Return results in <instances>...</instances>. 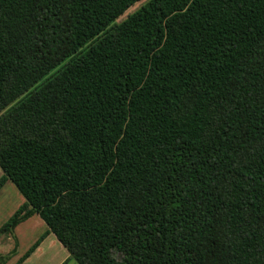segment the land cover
Here are the masks:
<instances>
[{
  "label": "trees",
  "instance_id": "1",
  "mask_svg": "<svg viewBox=\"0 0 264 264\" xmlns=\"http://www.w3.org/2000/svg\"><path fill=\"white\" fill-rule=\"evenodd\" d=\"M139 1L0 0V188L25 200L0 235L45 224L15 264L48 234L77 264H264V0L113 24Z\"/></svg>",
  "mask_w": 264,
  "mask_h": 264
},
{
  "label": "rangeland",
  "instance_id": "2",
  "mask_svg": "<svg viewBox=\"0 0 264 264\" xmlns=\"http://www.w3.org/2000/svg\"><path fill=\"white\" fill-rule=\"evenodd\" d=\"M147 1L148 0H140L134 6L129 8L122 16H120L113 24H118L123 21L128 15L135 12ZM52 72H54V70ZM19 99L20 98L3 109L0 112V115L3 114L6 109L12 106ZM1 176L2 172L0 170V177ZM24 203V198L19 194L14 185L11 182L7 181L0 188V227ZM46 230L47 229L43 221L37 215H35L26 222L20 223L14 229L12 235H0V264H15L17 260L29 249V247H31L38 238L45 234ZM51 239L55 240L53 236H51ZM54 242L55 246H57L56 250L48 248L47 241L42 247V252H44V255L41 258L38 257L35 260L36 262L29 261V263L26 264H33V262H35L34 264H59V262L64 258L66 250L62 248L59 242H57L56 240ZM66 261L63 260L62 263H60L77 264L72 259H69V261L67 262Z\"/></svg>",
  "mask_w": 264,
  "mask_h": 264
},
{
  "label": "crops",
  "instance_id": "3",
  "mask_svg": "<svg viewBox=\"0 0 264 264\" xmlns=\"http://www.w3.org/2000/svg\"><path fill=\"white\" fill-rule=\"evenodd\" d=\"M33 216H35V215H33ZM32 216V217H33ZM31 217V218H32ZM30 219V218H29ZM29 219H27V220H29ZM26 220V221H27ZM26 221H24V222H26ZM51 236H53L54 237V235L53 234H48L46 237H45V239L40 243V245L35 249V251L24 261V262H22L21 264H26V263H29V261H35L38 257H42L43 255H44V252H42V247H43V245L45 244V242H47L48 241V248H52L53 250H56L57 249V246H55V240L57 241V239L54 237V239L55 240H53V239H51ZM58 242V241H57ZM60 244V243H59ZM61 245V244H60ZM62 246V245H61ZM62 248L63 249H65L63 246H62ZM66 250V249H65ZM39 258V259H40ZM38 259V260H39ZM63 260H67V261H69V253L67 252V250H66V254H64V258L60 261L61 263H62V261ZM66 261V262H67ZM36 262V261H35ZM35 262H33V264L35 263ZM59 262V264H61ZM58 264V263H57ZM65 264V263H64Z\"/></svg>",
  "mask_w": 264,
  "mask_h": 264
}]
</instances>
